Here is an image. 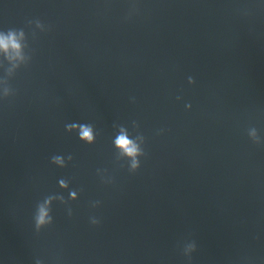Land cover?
Wrapping results in <instances>:
<instances>
[{
  "label": "water",
  "instance_id": "water-1",
  "mask_svg": "<svg viewBox=\"0 0 264 264\" xmlns=\"http://www.w3.org/2000/svg\"><path fill=\"white\" fill-rule=\"evenodd\" d=\"M132 2L0 0V30L24 29L32 54L0 101V264H189L191 240L190 264H264V145L247 135L264 137V6L135 0L129 15ZM74 121L95 144L65 131ZM133 121L136 172L111 143ZM57 154L73 160L57 168ZM61 178L79 199L37 233L35 205Z\"/></svg>",
  "mask_w": 264,
  "mask_h": 264
},
{
  "label": "clouds",
  "instance_id": "clouds-1",
  "mask_svg": "<svg viewBox=\"0 0 264 264\" xmlns=\"http://www.w3.org/2000/svg\"><path fill=\"white\" fill-rule=\"evenodd\" d=\"M259 4L264 6V0H259ZM136 11V3L133 0L129 15H132ZM29 26L35 24V29L40 32L49 30V27L43 24L40 20L29 21ZM33 37L36 32L33 31ZM32 60L31 49L28 43V36L24 29L10 28L7 30H0V68L3 69V75H0V101L6 100L15 96L16 92L13 89L9 81L12 79L16 72L22 67H26ZM188 84L194 85L196 83L192 76L188 77ZM176 99L179 101L180 96ZM192 105L190 103L185 104L186 110H191ZM65 131L70 134H75L79 141L87 145H93L96 143L97 130L91 123L71 122L65 124ZM115 129L114 136L112 138V146L116 153V160L127 161V167L130 172H136L141 166V158L145 156L144 145L146 143L145 136L138 131L139 125L136 121H133L131 128L136 130L130 131L128 127L122 124H114ZM163 130H160L157 134H160ZM247 135L252 143L256 145H264V137H262L255 127L248 129ZM73 160L71 154L65 155H53L51 157V164L57 168H66L68 163ZM97 175L100 176L102 182L111 183V178L106 176V170L97 169ZM58 188L61 192H56L45 196L42 200H39L35 205L33 214V223L35 231L39 233L42 229L47 228L54 222L53 217V205L55 202L64 204L67 207V213L72 215V208L68 206L69 201H76L79 199V192L70 187L67 179L61 178L58 180ZM63 192H67V199L63 195ZM100 205V201H93L91 207L96 208ZM89 222L92 225H99L100 220L96 216H90ZM197 251V243L194 240L186 241L182 247L183 256L189 261L192 260V255ZM35 264H43L40 259L35 261Z\"/></svg>",
  "mask_w": 264,
  "mask_h": 264
}]
</instances>
